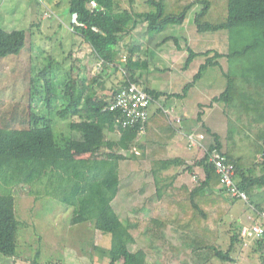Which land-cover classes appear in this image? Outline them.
I'll return each mask as SVG.
<instances>
[{
  "label": "trees",
  "instance_id": "obj_1",
  "mask_svg": "<svg viewBox=\"0 0 264 264\" xmlns=\"http://www.w3.org/2000/svg\"><path fill=\"white\" fill-rule=\"evenodd\" d=\"M92 1L97 3L96 7L92 6ZM125 1L129 6L123 4ZM143 3L147 8L139 11L135 0H69L71 15H77L72 31L81 36L96 59L102 61L95 75H82L80 69L77 78L68 79L60 97L55 93V85L47 81L49 106L57 99H67L57 116L68 121L70 135L56 134L55 118L50 111L42 112L40 106L33 103L0 97V255L17 254L20 221L13 192L17 195L18 188L29 187V194L39 198L38 192L46 188V178L50 177L57 178V197L73 208L72 224L94 221L97 230L111 234L109 248L95 246L100 255L110 259L109 264H147L145 249H131L136 243L131 232L134 230L147 233L151 241L161 240L163 247L170 245L168 251L172 257L180 253V248L190 250L195 263L181 261L180 264L235 260L232 253L242 241L240 228H231L234 234L230 246L224 249L221 225L239 199L224 193L220 175L210 158L220 156L234 164L237 183L247 192L248 204L251 202L252 206L257 190L264 188V0H143ZM194 8L197 9L193 21L198 32L228 31V51L196 52L186 36L169 35L161 44L170 42L176 50L188 51L183 68L198 56H205V62L193 80L178 93L143 82L138 72L149 71L150 62L148 57L142 58L140 44L129 43L133 33L146 25V32L154 37L172 26H182ZM44 14L50 16L48 12ZM25 41V30L0 28V56L19 54ZM223 57L233 66L224 71L227 85L212 97L209 106L224 103L227 134L222 140L219 133L207 128L205 132L214 142L207 147L203 145V155L192 164L187 165L182 158L161 160L166 143L180 131L165 108L159 106L150 115L145 134L139 133V124L125 125L121 110L110 109L121 88L133 83L142 86L152 104L159 103L162 97L185 98L203 73L209 67H218L219 58ZM110 68L112 73L108 71ZM121 69L131 74L126 73L124 80L114 84L112 96H99V90L106 89L104 79ZM49 70L43 73H50ZM32 90H36L34 85ZM203 114V110L198 112L199 121ZM254 128L258 135L252 139L247 133H252ZM109 134H117L119 138L111 139ZM237 136L239 140L251 139L247 153L236 154L239 151ZM137 149L144 155L154 156L163 168L185 165V172L200 167L202 173L197 184L190 188L183 186L175 197H168L158 189L156 212L150 217L122 220L112 205L123 182L120 164L129 158L136 159ZM124 152H130V157ZM253 206L259 214L263 212L260 205ZM170 228L179 234L180 243H173L164 234ZM255 243L260 250L264 236ZM261 260L264 264V254Z\"/></svg>",
  "mask_w": 264,
  "mask_h": 264
},
{
  "label": "rangeland",
  "instance_id": "obj_2",
  "mask_svg": "<svg viewBox=\"0 0 264 264\" xmlns=\"http://www.w3.org/2000/svg\"><path fill=\"white\" fill-rule=\"evenodd\" d=\"M135 1L137 10L142 11L147 8L143 0ZM123 4L129 6L128 1ZM195 9L197 8L189 11L184 25L172 26L163 33L181 37L186 36L190 46L196 52L209 49L227 52L229 48L228 31L198 32L193 21ZM45 12H48L50 16L47 17L51 18L49 21L43 19L40 25V15L46 16ZM71 16L69 0H0V28L7 31H26L25 46L19 54L0 56V97L33 103L34 106H40L39 108L42 112L48 113L50 111L55 118L54 127L58 136H62V133L71 134V130L67 125L68 121L57 116L58 110L63 108L62 104H66L67 99L63 101L57 99V102L54 101L49 106L47 81L55 85V93L60 97L68 79L77 78L80 68L86 64L94 65L92 61L87 62L80 57L79 48L82 46L83 39L72 31L73 20ZM159 35L161 34L155 36ZM159 37L156 40L151 36L146 37L145 33L140 32L134 39L139 40L140 44L145 41L141 44L142 48L143 46L145 47L141 56L148 57L150 62L147 80L154 85H151L152 87L157 89L162 88L167 91L182 90L185 84L193 80L201 64L205 62L206 57L198 56L189 66L181 69L180 66L184 67L188 51H177L182 64L176 68L178 74L175 82L162 87L161 76L166 77L168 75L166 71H163V68L168 66V63L166 60L161 59V36ZM154 42H158V44L155 45ZM181 43L184 45V40ZM165 46L172 47L170 43ZM146 48L150 49V51H146ZM52 58L56 61L52 62ZM99 62L101 63L102 61ZM219 62L225 70L233 66L227 58H219ZM47 68L51 71L49 70L50 73L44 74L43 71ZM80 74H84V72ZM145 77L147 76L145 75ZM119 79L121 78H118V82L121 81ZM33 85L36 90H32ZM226 85L227 80L221 74L220 67H209L193 86L194 88L190 90L187 98L184 100L172 99L167 102V105L175 108V114H184L186 116L181 123V126L186 130L198 134L206 131L207 128H211L221 135L222 140H225L228 120L224 113V103H215L213 108H211L212 106H209L211 101L209 100L214 95H218L221 88ZM31 91H34L33 94H31ZM164 102V100H160L159 103L152 104L150 113L152 114ZM200 102L205 105V108L199 107ZM200 110L204 112V117H202L201 121L198 120V112ZM202 133L205 134L204 145L206 147L214 142V138L210 134ZM247 134L252 139H255L258 135L257 129L254 128L252 133ZM109 136L113 139H118L119 137L117 134H109ZM248 139L244 137L243 140H239L237 136L236 142L239 146V151L236 154L241 155L248 152V143L251 140ZM184 142H187V140L185 139ZM135 151L138 155L136 159L129 158L120 164L123 182L128 181V186L131 183L130 188L142 186V195L148 197L150 201H157L156 191H158V188L161 189V185L170 181L173 173L162 172L161 175V163L154 156L150 154L144 155L141 149ZM124 153H126L127 157H130V152ZM203 153V149L192 151L191 163H194ZM194 171L185 175L187 176L185 179L191 183V186L194 185L192 181ZM57 183V178H46V188L38 192L41 194L40 197L38 196L39 198H36L34 194H29V187L25 190H22L21 187L18 188L17 195L13 192L16 214L20 221L17 233V254L15 256L0 255V264H104L103 261L105 259H99L101 256L95 251L94 245L99 244L108 247L111 242V234H103L96 231L94 226L89 223L83 224V226L72 224L73 208L61 202L57 197L59 193V189L56 187ZM138 198L140 197L132 192H129L124 197L125 201L130 199V201L133 200L135 202H137ZM121 207L122 211H120V214L124 217L129 210H125V205ZM236 207L248 206L243 202H237ZM144 228V226L141 227V230ZM221 229L223 231L222 234L228 231L229 222L227 218L221 225ZM100 233L108 239L102 237ZM137 235L138 244H136V248L140 246L146 248L149 250L151 258L161 253V240L151 241L148 234L144 232H139ZM175 235H170V237L174 238L171 239L180 243L179 234L175 233ZM221 242L223 243V248H228L227 237L224 238L222 236ZM75 249L82 252L80 255L76 253L75 261L72 259V263L66 262L65 259L68 252L73 253ZM81 255L85 256L87 263L83 261V256ZM79 258L81 261H79ZM214 261V264H222L219 260Z\"/></svg>",
  "mask_w": 264,
  "mask_h": 264
},
{
  "label": "crops",
  "instance_id": "obj_3",
  "mask_svg": "<svg viewBox=\"0 0 264 264\" xmlns=\"http://www.w3.org/2000/svg\"><path fill=\"white\" fill-rule=\"evenodd\" d=\"M40 16H41V18L39 20V24L40 25L43 22V19H46V21H49V19L51 18V17H47L45 15H40ZM72 24H73V22H72ZM140 32L141 33H145L146 37L149 36L148 33L146 32V25H144L141 28V30L136 31V32L133 33V36H132V40L133 41L130 38L129 43L132 42L133 44H140L139 40H134L135 36H137V34H139ZM159 36H161V42H162L163 39L166 36H169V34L166 35L164 33H161V35H159ZM159 36H154L153 38L158 40V38H160ZM144 42L145 41H143V43ZM143 43H141V44H143ZM168 43H170V42H166L164 44H161V59L164 60V61L166 60L167 63H168V66L163 68V71H166V73H168V75L166 77L161 76L162 87L164 85H167V84L171 83V82H175L176 76L178 74L176 68H177L178 65L182 64V61H181L180 57L177 55V53L185 51L184 49L183 50H176V47L174 46V44H171V43L170 44L172 45V47L165 46ZM154 44L157 45L158 42L157 43L154 42ZM143 49L145 50L144 46L142 48V53H143ZM146 49H147L146 51H148V52L150 51V49H148V48H146ZM79 51H80V57L81 58L85 59L87 62L92 61L94 63L93 66H92V64L88 63L85 66H83L82 68H80L82 70L81 73L84 72V74H82V75H85V73H88L89 76L95 75L98 72L96 70L100 67V64H99L100 62L96 59V56H95L92 48L83 41L81 48H79ZM221 53H223V52H221ZM143 57L146 58V56H142V58ZM223 58H226V57H223ZM176 61H177V63H176ZM180 67H181V69H183L182 66H180ZM218 67H220V72H221V74L223 76H224V71H227L229 69L228 68L227 70H225L223 68V66H221V64ZM111 70H112L111 68L108 69V71L110 73H112ZM126 73H128V75L131 74L130 72L121 69V71H119L117 74H111V76H109L106 79H104L105 80L104 84L106 85V89L99 90V96L105 95V96H108V98L110 96H112L111 88L114 86V84L116 82H118V78H121V79H119L121 81L124 80V77H125ZM138 73H139L140 76H142V81L143 82L154 86L152 83H150L147 80L149 71L148 72L147 71H145V72L142 71V72H138ZM145 75L147 77H145ZM225 87L223 86V88H221L220 93L225 89ZM192 88H194V87H192ZM161 90L167 91V90L162 89V88H161ZM190 90H189V92H190ZM181 91L182 90L180 89V90H177V91H173L172 90V91H167V92H170V93H176L177 92L178 93V92H181ZM189 92H188V95H189ZM188 95L185 98H187ZM176 98L177 97H173V98H164V97H162L161 98V101L162 100L165 101L161 105V107L165 108L166 112L169 113L170 118L173 121V124H175L174 126L180 129L178 135L175 136L174 138L170 139L166 143V148H165L166 151L164 153H161V160L162 159L182 158L185 161V163L188 165V164H192L191 161H190L191 160L192 151L201 150L202 148L201 149L200 148L199 149H189L187 147V142H184V140L186 139L185 135L191 134L193 132H190V130H186L185 128H183L181 126V123H182L183 119L186 116L184 114H177V113L175 114V108L173 106H168L167 105V102H169L172 99H176ZM185 98H177V99H183L184 100ZM209 101H211V100H209ZM201 105H204V104L200 102L199 103V107H201ZM211 108H213V106ZM224 109H225V107H224ZM203 117H204V114H203ZM177 118H181V122L180 123H177L174 120V119H177ZM202 132H205V131H202ZM202 132H199L198 134H201ZM205 133H207V132H205ZM193 134H197V133H193ZM202 134H204V133H202ZM207 134H209V133H207ZM110 138L113 139L111 136H110ZM204 140H205V138H204ZM204 140H203V145H204ZM87 156H84V157H87ZM184 167H185V165H182V166H180V165H177V166L176 165H171V166H169L167 168H163L162 167V163H161V175H162V172H171V173H173L172 178L170 179V181L167 184L161 185L162 193H165L168 197H175V195L182 189L183 186H188L189 188L194 186V185L191 186L190 185L191 183L188 182V180L185 179L187 177V176H185L186 173H189V172H187V171L185 172L184 171ZM195 169L197 171H199L200 173H202V168L196 167ZM127 184H129L128 181L121 183L120 191H119L117 197L115 198V200L112 202L113 207L115 208V210L117 211V213L119 214L121 219L122 220H126L128 217H132V216L133 217L137 216L139 218L144 219V218L150 217V215L154 214L156 212L155 207L158 204V197H157V201H155V200H151L150 201V199L148 197L142 195V192H143V191L141 192L142 186H139V187L138 186H133L132 188H130L129 186L131 185V183H130L129 186ZM129 192H132V193L136 194V196L140 197V198L137 199V202H135L133 200L130 201V199L128 201H125L124 197H126ZM152 195H150V196H152ZM156 196H157V191H156ZM252 200H253L252 202H254L253 205H260L262 207V210L264 211V188L258 189ZM237 202H243L248 207L238 208V207H236ZM237 202L234 204L232 212L227 217V221L229 222V229H228V231H226L225 233L222 234V236L224 238L225 237L228 238V242H229L228 243V247L230 246L231 236L234 234V231H232V230H234L233 229L234 227L237 226L238 228H240V226L243 223H246V222H249V221H253V220L261 221V222L264 223V221L260 219L259 212L257 210H255L253 205L251 206V202H250V205L248 203H246L244 201H240V200H238ZM122 205H125V210L126 209H127V211L129 210L124 217H122L121 214H120V211H122V207H121ZM86 223H89L90 225L94 226V224H93L94 221L93 222L90 221V222L78 223V224H75V225L83 226V224H86ZM94 228H95V226H94ZM231 228H232V230H231ZM96 231H99V230L96 229ZM99 232H101V231H99ZM131 232H132L133 236L136 239V243L131 246V249L133 251H135V250H137L139 248L145 249V251L147 252V264H180L181 261L182 262L189 261V262L195 263V261H193V259H192L193 256H192L190 250L184 249V248H180V253L177 254V252L175 251L177 256L172 257V253L168 251L169 247H171V246L167 245L166 247H163L162 244H161V253L158 252L159 254H157L153 258H151L149 250H147L146 248H144L142 246H140L139 248H136V244H138V238H137L138 235L137 234L139 233V231H131ZM100 234H102V233H100ZM103 234H105V233H103ZM103 234H102V237L107 238ZM164 234L168 238L174 239L173 237H170V235L171 236L175 235V233H173L172 228H170L169 230H166L164 232ZM108 242H109V240H108ZM255 242H256V240L250 241V243H248L247 245L245 244L244 246H242V241L238 242L237 245H236L235 251L232 253V255L235 258V260L231 261V262H228V263L222 262V264H261V262H262L261 255L264 254V243H263L261 249L259 250L258 249V245ZM148 243L150 244V241ZM173 243L178 244V242H175V241H173ZM96 245H98L100 247H103V248H109L110 245H111V242H110V245L108 247L107 246H103V245H99V244H95L94 247ZM179 246H180V244H179ZM154 251L157 253L156 250H154ZM81 252L82 251H79L77 249H75L73 251V253H69L68 252V255H67L66 259H65L66 262L72 263V259H74V261H75L76 253L80 255ZM188 255H190V257H188ZM81 256H83V255H81ZM99 256H101V257H99V259H103V258L105 259L103 261L104 264H109L110 259L108 257H103L102 255H99ZM79 261H81L80 258H79ZM83 261L87 263L85 256H83ZM214 262L215 261L212 260V261L208 262L207 264H214Z\"/></svg>",
  "mask_w": 264,
  "mask_h": 264
},
{
  "label": "built area",
  "instance_id": "obj_4",
  "mask_svg": "<svg viewBox=\"0 0 264 264\" xmlns=\"http://www.w3.org/2000/svg\"><path fill=\"white\" fill-rule=\"evenodd\" d=\"M93 7L97 6L95 1L91 2ZM73 22L77 21V15L72 16ZM126 59V56H123ZM151 99L142 86L137 84H128L121 88L110 105L111 110L119 109L125 116V125L139 124V133L145 134L146 123L150 118ZM177 123L181 118L174 119ZM187 147L189 149H199L203 147L204 134L185 135ZM210 160L214 163L217 173L220 175V181L225 189V194L232 199H239L249 203L247 192L241 189L237 183L236 168L233 163L226 161L220 156H212ZM200 172L194 171L192 181L194 185L200 180ZM260 219L264 221V211L260 214ZM239 235L242 241L247 245L250 241L260 239L264 236V223L261 221H249L240 226Z\"/></svg>",
  "mask_w": 264,
  "mask_h": 264
}]
</instances>
